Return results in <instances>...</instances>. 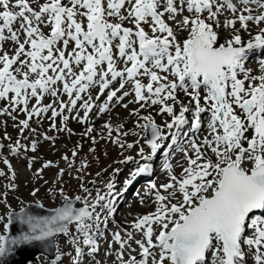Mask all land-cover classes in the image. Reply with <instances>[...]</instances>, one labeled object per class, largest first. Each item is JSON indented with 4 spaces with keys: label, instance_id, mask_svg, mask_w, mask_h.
I'll return each mask as SVG.
<instances>
[{
    "label": "snow or ice",
    "instance_id": "snow-or-ice-1",
    "mask_svg": "<svg viewBox=\"0 0 264 264\" xmlns=\"http://www.w3.org/2000/svg\"><path fill=\"white\" fill-rule=\"evenodd\" d=\"M255 53H264V0H0V117H11L20 137L7 145L11 155L36 153L43 141L55 149L60 133L123 151L144 139L149 152L141 146L139 159L119 161L136 164L125 190L154 172L153 158L169 137L185 161L179 174L166 162V182L147 186L140 203L153 211L111 231L122 193L109 180L93 196L83 183L89 161L76 166L80 141L71 157L61 156L66 168L45 161L33 173L49 185V198H62L46 216L12 209L17 173L3 158L0 264L18 248L51 244L61 234L71 251L57 246L52 264L65 257L70 264H264V59L261 74H253ZM165 115L170 119L158 124ZM127 119L132 129L125 130ZM97 120L104 122L97 127ZM72 121L84 130L76 133ZM89 152L99 159L95 147ZM37 159L28 157L30 171ZM49 168L58 169L51 184L43 176ZM65 175L83 195L66 193ZM16 222L26 230L9 236Z\"/></svg>",
    "mask_w": 264,
    "mask_h": 264
},
{
    "label": "rangeland",
    "instance_id": "rangeland-1",
    "mask_svg": "<svg viewBox=\"0 0 264 264\" xmlns=\"http://www.w3.org/2000/svg\"><path fill=\"white\" fill-rule=\"evenodd\" d=\"M262 57L264 58V54L262 55ZM249 67H252V66H249ZM255 75H258V74H255ZM181 98L183 99L184 97L181 96ZM49 102H50V98H45L44 103L47 104ZM33 103H35V101H33ZM3 106L4 104L0 102V107H3ZM121 110L122 111H118L120 114V118L125 119L128 116V113L124 109H121ZM18 119L22 120V119H25V117L23 114H20ZM168 119L170 118L167 117L166 115L163 117H160V116L156 117V121L158 124H163V122ZM103 122H104L103 120H97L96 121L97 127H99ZM115 122H116L115 119H113V123ZM14 123L15 122L9 116L0 117V144L5 145V148L2 150V158H0V170H3L5 173H8V168L3 163V158H7L9 162L12 164L13 169L17 173L16 184L18 185V189L16 192L10 193L8 196V201L12 209L19 210L22 205L24 206L28 202L40 203V204H43L44 207H48V208H56L60 206L62 203V198H58L55 201L49 198L46 194V189L47 187H49V185L43 184V181L35 182L33 179V173L37 169H39L45 161H52L53 163L59 164L60 168H66V162L61 159V156L67 153L69 157H71V150L75 147L77 142L80 141L83 144V148L80 151L79 157L76 158V166L79 167L80 160L85 157L89 161V168L87 169V174L85 175L83 183L85 184L86 187L91 189L93 196H95L97 188L100 189L101 192H106L107 189L105 187V183L109 180L114 181L116 184V190L122 193V195L117 198V202L115 204L116 212L114 216L110 218V221L108 224V228L111 231L116 230V225L126 226V223L128 222V220L131 219L134 215H143V214L153 211L154 206L150 204L149 206L141 205L140 203L141 197L138 195L137 192H135V194L133 192L132 195L129 196L127 195L129 193V188L127 187L128 192L125 193L126 186H125L124 181L128 177L129 172L132 171L136 166H133V162H132L131 163V167H133L132 170H130L131 169L130 165L127 166L126 169H123L124 164L118 163L120 160H123L120 154L121 149H119L116 145L111 144V143H106L105 141H100L98 144L92 145L90 141L86 139H82L79 135H74L71 138H68L65 134L60 133L59 138L56 141L55 149L51 147L50 142L43 141L38 147V150L36 153L27 152L22 157H16V156L11 155L7 148V145L9 143H12L16 139L20 138L19 130L13 127ZM32 126L36 127L35 124H33ZM69 126L76 133L82 132L85 127L84 125H80L76 123L75 121L70 122ZM133 126H134L133 119H127L126 129L127 128L129 129ZM47 127H48V121L45 120L44 128L46 129ZM136 130L138 132L140 131L139 129H136ZM165 131H167V129H165ZM5 133H7V135H9L12 138L11 141L4 139ZM24 135L27 136L28 133L25 132ZM49 135H52V133H49ZM141 136L144 137L146 136V134L141 133ZM22 142L27 144L29 143V140H22ZM165 143L170 144L171 138L169 137L168 140L164 141L161 150L158 151L159 153L158 156H162L161 160L163 162L166 159H170V160L173 159L174 158L173 154L175 152V146H173L172 148H169L168 147L169 144L166 145ZM141 146L144 148L145 151L149 147L144 139H141L140 141V147ZM90 147L96 148L95 156L99 157L98 160L94 159L93 154L89 152ZM137 152H135V154ZM105 153H107V155H105ZM31 156H36L38 159L33 163V167L30 171L27 165H28V157H31ZM20 162H22L24 165L20 164ZM115 165H116V168H115ZM119 165H122V166H119ZM18 168H20V172L18 171ZM117 168L120 169L119 173H114V169H117ZM153 168H154L153 173L157 171L156 174H154L157 177H152L154 181L152 179H149V180L157 184L166 182V179L163 180L164 177L166 176V172L165 171L158 172V171H161V168H162V163H160V160H158L157 162L153 160ZM103 169H107V171H102ZM57 170H58L57 168L45 169L43 172L44 179L48 180L51 184V182L54 181L56 178ZM98 171H102L101 177L96 176V173ZM174 171L176 173L177 172L180 173L181 170L179 168H175ZM25 173L27 174L26 176H24ZM63 179L64 181L67 182L65 185V190H66V193L70 197H74L75 195H83L82 190L78 187V183H79L78 181L71 179L68 175H65ZM120 179H121V182H120L121 185L120 187H118V182L120 181ZM91 181H95L96 183L93 185L92 183H90ZM7 183L8 181L5 177H0V191L6 190ZM33 187H40L41 189L37 197H32L30 195V192L33 189ZM145 199L147 201V197ZM77 206H80V205H77ZM5 212H6V208L3 205H0V214H4ZM112 223L114 225H112ZM0 233H4V229L2 225H0ZM106 235L109 236V239L111 238L109 233H106ZM101 243L103 244V242ZM57 246L60 247L62 251H65V252L71 251V248L67 243V238L64 236H59L57 238ZM106 247L107 245L103 244V248H106ZM133 247H135V245H133ZM103 248L99 254L101 258L104 255ZM52 261L54 260H51L50 258H48V256L41 255L39 256L38 260L34 261L32 264H52ZM109 264H111L110 260H109ZM249 264H251V261H249Z\"/></svg>",
    "mask_w": 264,
    "mask_h": 264
},
{
    "label": "water",
    "instance_id": "water-1",
    "mask_svg": "<svg viewBox=\"0 0 264 264\" xmlns=\"http://www.w3.org/2000/svg\"><path fill=\"white\" fill-rule=\"evenodd\" d=\"M37 204L38 203L35 202H28L24 206L27 208L30 214L34 216H46L49 214L50 210L54 209L48 207L39 208L36 206ZM22 228L26 230V226L19 225V223L16 222L15 226L10 228L8 235H19ZM60 236L63 235L61 234ZM56 247L57 238H55L51 244H40L39 242H36L35 246H24L18 248L11 257L7 258L5 264H14V262L15 264H31L33 261L38 260L39 256L41 255H46L51 260H55V256L57 254Z\"/></svg>",
    "mask_w": 264,
    "mask_h": 264
},
{
    "label": "bare ground",
    "instance_id": "bare-ground-1",
    "mask_svg": "<svg viewBox=\"0 0 264 264\" xmlns=\"http://www.w3.org/2000/svg\"><path fill=\"white\" fill-rule=\"evenodd\" d=\"M245 38H247V37H245ZM222 39H223V37H222ZM264 53H255L254 55H253V58L248 62V64H249V66H252V67H250L252 70H253V74H261V66H260V64H259V60H261V59H264L263 57H262V55H263ZM117 111H122L121 109H117ZM133 127H131V128H129V129H132ZM128 128L126 129V130H129ZM137 131V130H136ZM113 135H115V133L113 134ZM128 142H132L134 139H135V137H133V136H129L128 137ZM139 147H140V145L139 146H137L136 148H134V149H132V151L131 150H128V151H123V150H121V152L123 151V155H121V158H123L124 159V157H126V156H133V157H136V159H139V157L137 156V153L135 154V152H137L138 150H139ZM116 148V147H115ZM147 149V148H146ZM137 150V151H136ZM149 147H148V149L145 151V153L146 152H149ZM52 151V150H51ZM119 152V151H118ZM121 152H120V154H121ZM118 154V153H117ZM158 154L159 153H157V155L153 158V160L154 161H158V160H160V163H162V168H161V171H158V172H162V171H164L163 170V163L165 164L166 162H168V163H171L173 166H174V170H175V168H179L177 165H178V162L179 163H185V161L183 160V155H182V153L181 152H179V151H177V150H175V152H174V154H173V159H166V160H164V162L161 160V157L162 156H158ZM171 156V155H170ZM164 157V156H163ZM167 158V157H166ZM22 161V160H21ZM121 161V160H120ZM166 161V162H165ZM23 162V161H22ZM22 162H20V164H22V165H24ZM119 163V162H118ZM117 163V164H118ZM131 161L130 162H128V163H126V164H124V168L123 169H126L127 168V166H129L130 165V170H132L133 169V167H131ZM122 164V163H121ZM119 166H122V165H119ZM133 166H136V164L133 162ZM115 168H116V165H115ZM118 169V168H117ZM180 169V168H179ZM181 170V169H180ZM179 171V170H178ZM157 172V171H156ZM122 173H123V171H122ZM121 173V174H122ZM165 173V172H164ZM178 173V172H177ZM30 174V173H29ZM156 174V173H155ZM160 174V173H159ZM179 174V173H178ZM27 174L25 173L24 174V176H26ZM161 176V175H160ZM120 177V176H119ZM150 177V179H152V177H157L156 175H154V174H152L151 176H149ZM164 177V176H163ZM161 178V177H160ZM143 179V177L141 176V177H139L137 180H136V182L131 186V187H129V189H130V192H129V196H131L132 195V193L133 192H137L138 193V195L141 197V196H143L144 194H145V192H146V190H147V186L150 184V182H151V180H145L144 181V183L142 184V183H140V180H142ZM165 179H167V174H166V176L164 177V179L163 180H165ZM153 180V179H152ZM156 180V179H155ZM160 180V179H159ZM154 181V180H153ZM121 179H120V181L118 182V187H120V185H121ZM128 196V197H129ZM136 216H138V215H134L131 219H129L128 220V222H131ZM112 225H114L113 223H112ZM14 264H15V262H14ZM63 264H70V262H69V259L68 258H63Z\"/></svg>",
    "mask_w": 264,
    "mask_h": 264
}]
</instances>
